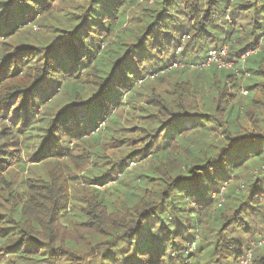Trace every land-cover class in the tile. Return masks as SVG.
I'll return each mask as SVG.
<instances>
[{"label": "trees", "instance_id": "16d2710c", "mask_svg": "<svg viewBox=\"0 0 264 264\" xmlns=\"http://www.w3.org/2000/svg\"><path fill=\"white\" fill-rule=\"evenodd\" d=\"M54 1L0 0V42L48 14ZM128 2L131 0H87L79 19L64 30L61 44L44 46L46 51L41 53L39 47L29 44L3 49L0 109L5 110L17 95L19 103L12 119L22 117L23 126L34 112L35 103L62 89L58 86L61 78H71L64 82L63 89L76 91L81 80L77 74L91 62L96 61L93 69L103 73L98 76L95 92L64 104L46 122L45 133L40 134L32 156L34 161L71 156L67 141L98 131L102 122L115 121L112 110L138 88L137 80L148 85L154 77L157 80L167 74L173 62L187 59L200 64L209 50L227 43L229 59L242 62L249 73L237 76L229 70L222 74L223 79L214 77L212 96L207 100L213 105L205 103L209 112L203 116L170 111L163 120L158 118L160 122L151 131L143 127L144 135L153 140L124 158L146 159L148 154L153 156L151 160L167 158L184 137L198 142L187 155L179 157L183 167L174 168L167 176L158 173L157 165L155 170L149 169L159 174L158 186H149L145 176H152L148 168H142L137 172L139 176L122 184L121 190L118 185L110 192L115 199L104 192L89 196L79 220H92L98 227L91 237L101 244L95 253H91L93 244L90 247L89 242L80 240L85 235H65L62 230L58 233L60 226L54 227L58 216L66 218L72 213L65 210L67 201L57 206L61 197L49 180L21 182L20 186L3 184L5 170L12 164L10 159L21 150V136L29 135L32 128L26 123L18 134L4 125L7 131L2 130L5 134L0 138V189L9 195L15 189L21 194L12 198L10 212L0 213V264H238L250 240L264 233V78L245 87L248 93L253 92L252 98L245 101L226 85L230 80L239 90L249 75L261 73L264 77V0H157L153 7L145 8L149 13L130 35L128 48L113 50L114 54L106 57L102 42L123 21V6ZM258 44L260 50L241 61V54ZM177 48L180 50L176 55ZM21 71L33 76L29 84L14 83L1 90L6 79ZM184 83L172 82V90L157 92L160 98H153L152 103L169 110L164 103L170 98L168 92L183 98L187 89ZM156 140L162 144H154ZM173 142L177 144L172 148ZM181 146L188 149V140ZM85 157L90 160V154ZM122 161L120 158L112 165L121 171ZM98 168L103 171L101 165ZM257 170L259 175L248 179ZM107 175L97 174L93 181L105 183ZM240 177L245 179L241 190L238 185H230ZM223 186L227 191L221 192ZM223 194L226 203L221 202ZM99 216L118 219L107 227ZM102 233L106 239L101 238ZM87 255L94 259L87 261ZM251 264H264V248L256 251Z\"/></svg>", "mask_w": 264, "mask_h": 264}, {"label": "rangeland", "instance_id": "374dc122", "mask_svg": "<svg viewBox=\"0 0 264 264\" xmlns=\"http://www.w3.org/2000/svg\"><path fill=\"white\" fill-rule=\"evenodd\" d=\"M156 1L157 0H131V2L124 4L123 21L113 32H110L102 42L101 48H103L105 53L108 52L106 57L114 54L113 50L121 51V47L125 49L128 48V43L132 39L130 35L138 30V26L142 24L141 22L144 14L149 13V10L145 8L153 7V4L156 3ZM86 4L87 0H55L52 6L53 9L48 14L38 17L30 24H27L12 35L11 38L2 39L4 43L0 42V56L3 55V49L10 48L12 45L29 44L37 46L39 47L40 53L46 51L43 48L44 46L53 48L60 45L64 30L79 19ZM223 47L227 48L226 53L220 54V50ZM130 48L131 47H129V49ZM179 50L180 48L175 50L176 55ZM216 51L218 56L215 60H212L209 63L207 61L205 64H202V62L200 64H194L187 59H184V61L173 62L167 67L169 70L166 71L168 72L167 74L159 76L160 79L156 80L157 74L155 73L154 76L156 77H154V82L150 81L151 83L148 85L140 83L142 80L138 79V88L135 89L131 95L128 94L127 96H124L121 105L112 110L113 115L116 118L115 121L102 122L98 131L91 132L83 138L66 142L71 150V156L59 158L49 157L42 161H34L32 156L35 153L37 143L41 140L40 134L45 133L43 128L46 126V122L49 121L56 111L63 107L64 104H71V100H76V98L81 100L83 96L82 99H85L90 96L92 92H95L98 87L96 82L100 80V77L98 78V76L103 75V73L93 69L96 61L91 62L92 64L90 63L89 67L84 68L82 72L77 74L81 77V80L80 83L77 82L78 88L76 91H72L68 88L63 89V86L65 85L64 82L71 81V78H61L58 86L62 87V89H58L56 94L52 97H48L41 102L35 103L36 106L34 107V112L29 115L26 121V123H29L32 128L29 130V135L21 136V150L19 152L15 151L14 154L16 157L10 159L12 164L5 170L6 181L3 184L9 185L14 183L20 186L21 182L23 185L33 183V181L39 182L38 180H49L52 187L58 189V195L61 197L57 206H61L63 205V202L67 201V207L65 210L69 214L70 212L72 213L69 217L67 216L68 218H64L66 215L58 216V221L56 225H54V227H61L58 233H61L62 230V233L65 235H85L86 238H81L80 240H83L84 243L87 242V244L89 242L91 244L89 245L90 247H92L93 244L91 253L99 251L101 244L97 243V240H91L93 233L97 231L98 227H96V224L92 220L89 222L79 220L82 218L81 214L89 196L94 194L100 196L99 193L104 192V194L114 197L109 199H115L116 196L112 193L110 194V192L115 190V187L118 185H120L121 190L122 184H126L127 179H131L130 177H134V175L139 176L137 172L142 168H148L147 173L152 176H145L149 186H158V175L162 174L163 176H167L174 168L183 167L184 161H179V157L187 155L189 149L196 146L198 142L196 139L191 142L188 137H184L176 147L174 146L177 142H173V152L169 153L167 158L161 157L160 159L151 160L153 159V156H150V154H148L146 159H140V157L124 158V156L130 151L134 150V152H137L136 149H139L144 142L153 140L152 137L144 135L145 131L143 127L148 128L151 131L152 128L156 126V122H160L158 118H162L163 120L165 115L169 116L170 111L176 113L186 112L188 114L195 112L198 115L203 116V113L206 114V112H209L205 103L212 96L214 77L223 79L224 76L222 74L229 72V70L234 71L237 76L248 75L249 72L244 69L245 66L242 62L237 64L234 60L229 59V44H222L216 49ZM251 54L254 53H250V55ZM218 59L224 63H229L230 65L219 66L217 62ZM184 63H187L188 65L183 67ZM241 69H244L245 71L241 73ZM262 78L264 77L261 73L249 75L247 79L242 81L243 86L239 90H235V88L232 87L230 80L227 81L228 83H226V85L232 92L241 94L242 98L239 97V99L245 101L252 98L253 95V92L250 91L248 93V90L245 87L260 82ZM32 79L33 76L23 74L21 71L20 74L6 79L4 82L5 87H2L1 90H4V88L9 87L14 83H19L21 85L29 84ZM176 80L185 81L184 84L187 85L183 98L180 96L177 97L178 94L172 96L171 92H168L167 95L170 96V98L167 101H164V103L170 108L169 110L166 109V107H162L160 103L154 105L152 99L160 98V96L157 95V92L162 91V89L172 90L171 83H174ZM53 87H55V84H52V88ZM18 99L17 95L14 96L5 110L0 109V138L5 134L1 131H7V129H3L4 125L12 128L18 134H21L27 127L26 123L24 126L22 125V117L12 119L13 111L19 103ZM207 104L210 106L213 105L211 102H207ZM157 132L158 130L155 132V135L158 134ZM217 133L221 136L220 130L217 131ZM196 135H198V133H196ZM186 140H188L189 143L188 149L181 146ZM158 142L159 144H162L159 140H156L154 144ZM10 148L15 149L19 147L11 146ZM141 152L144 153L143 151ZM89 154L90 160L88 161L85 155ZM139 154L140 153H137L136 156ZM120 158H123L122 164L119 163V166L122 165L123 167L121 171L118 170L115 165H112V162H118ZM100 165L103 167L105 173L98 168ZM155 165L158 166L159 174L150 173V170H155ZM109 167L110 172L108 171ZM96 168L97 170H95ZM100 172L103 174L109 173V175L105 177V183L93 181L95 175L101 174ZM257 175H259L258 170L249 174L248 179H255V176ZM241 177L238 181L232 180L230 185H238L239 190L243 189L245 179ZM223 187H221V192H223V190L227 191V189L225 190ZM14 191H17V194L14 193ZM19 194L21 193L16 189L13 190V195H9L7 191L0 189V213L10 212V210H12V198L14 196H19ZM6 198L11 200H6ZM220 199L222 203H226L227 201L224 194ZM192 204L193 203H191V205ZM48 208L49 206L47 209ZM47 215L48 214L45 215V219L49 218ZM73 216H76V219L78 220L74 219ZM55 217L56 216L50 218L51 222L55 221ZM99 218H102V223L109 227L115 219H118V216H99ZM101 238L106 239L107 235L102 233ZM196 238L197 241L200 239L199 236ZM193 249L194 248L190 251ZM194 251L195 249L193 252ZM85 259L90 261L94 259V257L92 255H87Z\"/></svg>", "mask_w": 264, "mask_h": 264}, {"label": "built area", "instance_id": "2783aa9c", "mask_svg": "<svg viewBox=\"0 0 264 264\" xmlns=\"http://www.w3.org/2000/svg\"><path fill=\"white\" fill-rule=\"evenodd\" d=\"M179 49V48H178ZM221 49V48H220ZM226 47H223L220 50V54L221 53H226ZM259 50V44L254 47V48H250L248 51H246L245 53L241 54V61H243L250 53H256ZM216 49H211L208 52L207 58L202 62V64H205L207 61L208 63L212 60H215L216 57L218 56L216 53ZM220 58V57H219ZM218 65L219 66H228L230 65L229 63H224L222 61H220L219 59L217 60ZM182 65V64H181ZM224 189V187H223ZM220 205V203H219ZM193 248V246L190 247V250ZM260 248H264V233L263 234H258L256 237H254L253 239L250 240L249 245L247 246L246 250H245V255L242 259H240V261L238 262V264H251L252 259L256 253V251Z\"/></svg>", "mask_w": 264, "mask_h": 264}]
</instances>
